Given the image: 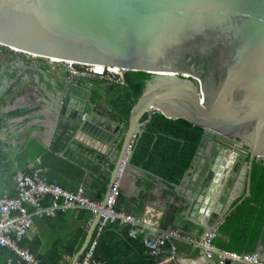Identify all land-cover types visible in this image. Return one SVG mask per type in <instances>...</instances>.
Listing matches in <instances>:
<instances>
[{"label": "water", "instance_id": "1", "mask_svg": "<svg viewBox=\"0 0 264 264\" xmlns=\"http://www.w3.org/2000/svg\"><path fill=\"white\" fill-rule=\"evenodd\" d=\"M6 49L149 74L123 130L84 107L85 89L67 85L64 108L79 100L80 114L70 117L80 124L86 114L80 130L121 140L108 191L130 141L144 132L143 118L155 110L203 129L193 220L217 231L250 196L252 165L264 162V0H0V63L10 58ZM237 172L244 193L222 212L225 186ZM99 218L69 264L85 252Z\"/></svg>", "mask_w": 264, "mask_h": 264}, {"label": "crops", "instance_id": "2", "mask_svg": "<svg viewBox=\"0 0 264 264\" xmlns=\"http://www.w3.org/2000/svg\"><path fill=\"white\" fill-rule=\"evenodd\" d=\"M7 54L9 60L5 64L0 63V194L14 196L13 173L31 161L43 168L47 182L72 192L81 190L90 200L102 201L107 195L121 140L118 136L108 141L100 140L89 132L81 131L84 121L80 119V124L76 123L70 116L80 114L82 103L69 101L64 108L63 102L67 85L74 83L88 92V99L82 101L84 107L115 121L111 118L114 108L109 92L110 86L115 84L98 78H77L67 82L59 69L35 66L18 55ZM60 122L75 130L59 150H52ZM106 136L104 132L101 135L102 139ZM197 150L178 183L166 182L130 160L119 180L116 208L156 221L160 228L175 227L194 236L203 233L207 228L193 220L190 208L195 201L194 190L205 161ZM238 175L239 172L233 182L225 186L227 191L222 201V212L241 198L245 182ZM90 217L86 211H68L54 218L35 219L25 237V248H31L38 256L49 255L57 264H69L72 257L69 252L81 245L92 222ZM260 238L263 242L256 254L264 259V231ZM98 239H101V250L97 257L105 262L108 260L109 264H152L130 226L113 223L102 231ZM177 257L180 264L215 263V258L207 260L184 244H178Z\"/></svg>", "mask_w": 264, "mask_h": 264}, {"label": "built area", "instance_id": "3", "mask_svg": "<svg viewBox=\"0 0 264 264\" xmlns=\"http://www.w3.org/2000/svg\"><path fill=\"white\" fill-rule=\"evenodd\" d=\"M5 52L15 56L22 55L25 61L35 66L59 69L64 73L67 82H73L77 78H98L106 83L123 85L122 77L126 72L123 69L104 66L98 69L95 67L97 65L87 63L57 62L51 58L23 53L14 49H6ZM45 62L49 63V66ZM155 112L157 111L152 110L147 119ZM80 119L84 121L86 114H82ZM147 119L142 121V125L146 123ZM133 145L132 139L122 156L108 194L102 201L90 200L81 190L72 192L47 182L43 176V168L35 162L16 169L12 176L14 196L0 194V247L11 253L6 263L40 264L28 249L20 245L35 219L54 218L68 211H86L90 213L91 221L97 213L100 214V218L96 225L95 235L75 264H106L104 260L95 255L94 249L99 235L113 223L127 225L134 229L145 250L146 258L151 260L152 264H180L177 257L178 244H184L196 250L207 260L215 258L214 264H228L229 262L264 264V259L256 253L235 254L217 248L213 244L217 234L216 230L206 229L200 235L194 236L174 227L160 228L156 221L118 210L116 200L119 194V180Z\"/></svg>", "mask_w": 264, "mask_h": 264}, {"label": "trees", "instance_id": "4", "mask_svg": "<svg viewBox=\"0 0 264 264\" xmlns=\"http://www.w3.org/2000/svg\"><path fill=\"white\" fill-rule=\"evenodd\" d=\"M18 56L23 59L22 55ZM148 77L149 74L146 72L126 71L122 77L123 85L115 84L109 88L113 98L111 104L114 108L111 118L123 124V129L126 127L129 112ZM147 117L148 115L143 120ZM63 123L60 122L57 126L52 150H59L75 130L74 127L70 128ZM143 128L144 132L133 148L132 163L142 165L144 169L161 176L166 182H180L194 159L203 129L182 119H167L157 112L150 115ZM29 162H25L20 168ZM263 231L264 162L257 161L253 163L250 174V196L219 225L213 244L221 250L235 254L257 253L258 247L263 242L260 238ZM20 245L25 248L26 240H22ZM78 245L69 252L70 256L75 253ZM28 250L40 264H57L52 262L49 255L38 256L31 248L28 247ZM100 250L101 239H98L94 249L96 256ZM10 256L11 253L7 249L0 247V264H7L6 260ZM109 263L107 260L106 264Z\"/></svg>", "mask_w": 264, "mask_h": 264}, {"label": "bare ground", "instance_id": "5", "mask_svg": "<svg viewBox=\"0 0 264 264\" xmlns=\"http://www.w3.org/2000/svg\"><path fill=\"white\" fill-rule=\"evenodd\" d=\"M51 60H52V59H51ZM53 61H57V62H58L59 60H54V59H53ZM95 67L98 68V69H100V68H102L103 66H99V65H97V66H95Z\"/></svg>", "mask_w": 264, "mask_h": 264}, {"label": "rangeland", "instance_id": "6", "mask_svg": "<svg viewBox=\"0 0 264 264\" xmlns=\"http://www.w3.org/2000/svg\"><path fill=\"white\" fill-rule=\"evenodd\" d=\"M47 65L49 64V63H47V62H45ZM49 66V65H48Z\"/></svg>", "mask_w": 264, "mask_h": 264}]
</instances>
